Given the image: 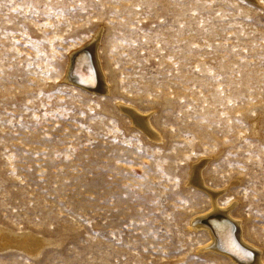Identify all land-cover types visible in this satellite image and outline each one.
<instances>
[{
    "label": "rangeland",
    "instance_id": "rangeland-1",
    "mask_svg": "<svg viewBox=\"0 0 264 264\" xmlns=\"http://www.w3.org/2000/svg\"><path fill=\"white\" fill-rule=\"evenodd\" d=\"M213 204L264 260V0H0V264H237Z\"/></svg>",
    "mask_w": 264,
    "mask_h": 264
},
{
    "label": "bare ground",
    "instance_id": "bare-ground-1",
    "mask_svg": "<svg viewBox=\"0 0 264 264\" xmlns=\"http://www.w3.org/2000/svg\"><path fill=\"white\" fill-rule=\"evenodd\" d=\"M84 45L72 53L67 69L68 73L66 76V80L70 83H74L76 86L84 90L92 92H102L103 89L110 87L108 78L104 71L105 68L102 67L101 64H99L100 61L98 62L96 47H94L92 43L85 46ZM77 54L78 56L74 59L75 55ZM100 89L102 90L100 91ZM105 92L108 91L105 90ZM127 107L124 109L130 111L128 113L130 114L134 122L143 127L147 131V133H154V129L152 130L148 123V116H142L143 114L140 115L139 112L136 113L137 111L134 112ZM213 207V209L210 208V211L200 214V216H196V218L194 219H197L196 221H194L198 224L197 227L201 229L203 228V231L207 233L209 237L208 246L210 250L211 248L214 249L218 254L226 256L237 264H264L263 258L258 254L260 248L245 237L244 232L242 231V229H240V227H242L240 224L241 222L237 220L233 214L230 213V208L229 211H227L223 210L221 207H217V205L215 204H213ZM235 242H237V244H239L241 248L236 247L237 244ZM22 243L24 244L26 242L22 241Z\"/></svg>",
    "mask_w": 264,
    "mask_h": 264
},
{
    "label": "water",
    "instance_id": "water-1",
    "mask_svg": "<svg viewBox=\"0 0 264 264\" xmlns=\"http://www.w3.org/2000/svg\"><path fill=\"white\" fill-rule=\"evenodd\" d=\"M77 56H78V54H77V55H75L74 59H75ZM235 243L237 244V242H235ZM237 245H238V246H237ZM237 245H236V247H239V248H241L239 244H237Z\"/></svg>",
    "mask_w": 264,
    "mask_h": 264
}]
</instances>
